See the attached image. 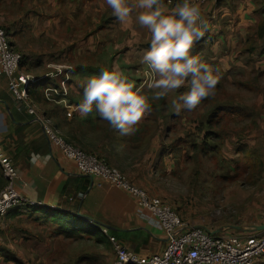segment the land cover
<instances>
[{
    "label": "crops",
    "instance_id": "0c3cea01",
    "mask_svg": "<svg viewBox=\"0 0 264 264\" xmlns=\"http://www.w3.org/2000/svg\"><path fill=\"white\" fill-rule=\"evenodd\" d=\"M24 1L5 0L4 29L12 45L25 37L30 23L31 31L37 27L38 34L49 35L66 29L72 31L71 25L81 27L79 31L87 36V41L81 44L87 54L83 63H78L77 46L67 41L65 43L71 49L69 55L74 58L73 62L66 60L65 53L28 52L22 55L17 75L35 78L30 85L29 98L37 112L49 117L74 144L104 157L134 183L163 198L184 160L194 154L200 155L195 152L194 144H202L206 137V130L198 131L199 126L204 124L199 114L205 111L206 103L201 101L195 109H182L177 113L172 100L187 90L184 87L167 97L151 100V108L135 126V132L128 136L119 135L95 111L81 115L78 105L82 99V84L104 69L111 70L113 66L151 96L152 90L141 84L140 76L134 71L135 67L143 66L140 59L148 48L151 34L136 24L135 14L121 25L105 0H101L100 5H95V0H83L78 10L74 9L77 0H68L65 5L70 13L66 15L69 18L66 20L60 19L56 13L60 0H37V12L30 3L24 6ZM41 3L44 4L43 9ZM176 5L165 3L169 11ZM49 7L53 10L52 15L48 13ZM200 7L209 27L194 45L193 52L219 70L220 79L211 98L223 93L226 80H231L233 75V89H245V107L250 112L254 111L255 123L246 126V133L252 127L254 142L262 138L259 146L264 154V0H205ZM13 14L17 16L9 18ZM83 15L87 16L85 23L78 20ZM46 17L49 26L43 23ZM95 32L102 34L96 44ZM58 58L59 61L56 60ZM253 61L255 64L245 80L237 76V70L248 69ZM258 68L261 77L255 75ZM9 81L6 74L0 75V154L11 160L18 171L16 189L43 203L42 207L27 210L28 213L35 211L46 220H28L40 225L37 232L32 233L33 239L27 232L17 235L12 226L15 220L10 219L17 217L18 214L14 213L20 209H11L1 222L0 264H18L20 257L32 258L27 260V264H52L56 257L74 255L72 250L63 251L61 245V241L66 239L61 231L63 225H68L67 215L85 220V226L95 224L101 234L106 228V236L116 238L126 249L139 256L161 252L167 238L156 218L142 209L126 191L111 183L99 184L96 179L80 174L74 162L47 139L38 115L28 112V102L16 99ZM5 184L6 177L0 165V191ZM59 214H64L60 215L63 218H57ZM240 224L259 225L260 221ZM221 228L222 225L212 230ZM51 229H54V234L49 232ZM233 230L237 229H223L216 234L252 233ZM18 243L21 252H16L14 248ZM110 245L112 247L111 241ZM260 263L264 264V258Z\"/></svg>",
    "mask_w": 264,
    "mask_h": 264
},
{
    "label": "rangeland",
    "instance_id": "374dc122",
    "mask_svg": "<svg viewBox=\"0 0 264 264\" xmlns=\"http://www.w3.org/2000/svg\"><path fill=\"white\" fill-rule=\"evenodd\" d=\"M67 1L60 0L59 9L56 12L60 19H69L66 17L70 13V9L65 5ZM77 2H74V9L78 10L82 7L83 0H77ZM94 2L95 5H100L101 0ZM27 3H30L34 11L37 12L38 7L35 6L37 0H25L24 6ZM41 6L43 9L44 4L41 3ZM48 13L50 15L53 13L50 7ZM14 16L17 14L9 16V18ZM20 19L25 20V18ZM86 19V15L78 17V20L83 23ZM46 21H49L48 18H43V23L49 26ZM68 21L70 22V20ZM0 27L6 29L5 0H0ZM69 27L72 28V31L57 30L47 35L45 33L38 34L37 27L31 31L30 23L29 31L26 32L25 37L17 40L13 47L22 55L28 54V52L65 53L66 60L73 62L74 58L69 55L71 49L65 42H74L73 46H77L78 63H83L86 61L87 54L81 44L87 41L86 33L79 31L81 27H72L71 25ZM110 33L112 36V32ZM93 36L94 44H96L102 34L95 32ZM111 36L106 38L107 41L111 39ZM30 48L31 50H29ZM59 58L56 60L59 61ZM254 64L255 62H250L248 69L240 67L242 69L237 70V76L245 80ZM138 67L143 80L142 71L145 65ZM255 75L262 76L260 69L255 72ZM226 81L227 86L222 90L223 93L217 94L216 97L222 102H227L226 105L238 104L245 107V89H233V75L231 80L227 79ZM247 125L249 126L250 123H222L221 143L214 146L217 150L207 153L206 158L196 154L189 159L186 158L181 169L175 172L168 193L163 198L158 196L169 203L187 225L201 224L212 230L221 225L228 229L230 225H242L240 223L256 222L257 220L260 221V224L264 223V154L262 147L259 146L262 138L255 143L251 136L252 127L249 128L248 134L246 133ZM27 210L16 211L14 215L18 214V216L10 220H15L12 226L17 235L27 232L33 239L31 235L37 232L40 225L34 224L35 221L31 223L28 220L46 219L41 214H35V211L28 213ZM233 231L237 232V230ZM49 232L54 234V229ZM61 245L63 251L72 250L75 254L61 258L56 257L52 264H72V262H76V264H114L115 262L113 248L105 243L97 242L94 237L87 234L63 239ZM14 248H16V252H21L19 243ZM28 259L32 258L20 257L18 264H27Z\"/></svg>",
    "mask_w": 264,
    "mask_h": 264
},
{
    "label": "clouds",
    "instance_id": "9594fccd",
    "mask_svg": "<svg viewBox=\"0 0 264 264\" xmlns=\"http://www.w3.org/2000/svg\"><path fill=\"white\" fill-rule=\"evenodd\" d=\"M117 21L124 25L134 15L136 24L151 34L140 62L152 90L146 95L141 87L113 66L93 75L82 84L78 111H95L121 136L132 135L142 116L151 108V100L167 97L184 87L187 90L172 100L177 113L191 111L214 94L219 82L217 68L194 54L197 41L209 27L197 0H179L169 11L165 0H105Z\"/></svg>",
    "mask_w": 264,
    "mask_h": 264
},
{
    "label": "built area",
    "instance_id": "2783aa9c",
    "mask_svg": "<svg viewBox=\"0 0 264 264\" xmlns=\"http://www.w3.org/2000/svg\"><path fill=\"white\" fill-rule=\"evenodd\" d=\"M179 0H165L177 4ZM199 4L205 0H197ZM21 53L16 51L6 30L0 27V75L9 77V86L19 101H26L27 110L38 115L47 139L76 165L82 175L96 179L99 184L106 182L126 191L142 208L147 210L164 229L167 238L165 248L158 253L139 256L116 238L109 236L115 253L114 264H261L264 258V230L250 234H212L204 226H188L179 213L162 198L152 195L135 184L119 168L111 165L104 157L88 152L66 139L46 115L39 114L29 98L30 85L35 82L31 75H17ZM143 72L142 85L149 81ZM0 165L6 177V184L0 191V231L1 222L13 208L34 209L43 203L31 199L16 189L18 171L13 162L0 154ZM104 234L107 229L103 228Z\"/></svg>",
    "mask_w": 264,
    "mask_h": 264
},
{
    "label": "trees",
    "instance_id": "16d2710c",
    "mask_svg": "<svg viewBox=\"0 0 264 264\" xmlns=\"http://www.w3.org/2000/svg\"><path fill=\"white\" fill-rule=\"evenodd\" d=\"M149 43H147V46H149ZM134 71L135 74H138L140 76V81L142 84V75L139 72V67H135ZM202 101L203 103H206V109L205 111L199 114V119L203 120L204 124H201L199 126L198 131L203 132V129L206 130V137L202 144L200 145L194 144L195 145L194 149H196L195 152H197V154L200 155L204 154L205 158L207 156V153L217 150V148L214 147L216 146V144L219 145L221 143L220 129L222 128V123L224 122H228V123L233 122L238 124L255 123L254 111L250 112L246 107L242 105H233V104L226 105L227 102L219 103L220 101L219 99L211 98V96L203 99ZM66 139L71 143H73L67 136ZM60 215H64V214L57 215V218L60 219L63 218ZM66 220H67L66 224L68 225H63L64 227L62 228L61 231L66 238H75L77 235L79 236V235L87 234L88 236L94 237L97 242H102L111 246L108 236H106L105 234H101L99 228L95 224H91L90 226H85L84 225L85 220H82L81 218L72 215H67ZM69 224H71L70 227Z\"/></svg>",
    "mask_w": 264,
    "mask_h": 264
},
{
    "label": "water",
    "instance_id": "95a60500",
    "mask_svg": "<svg viewBox=\"0 0 264 264\" xmlns=\"http://www.w3.org/2000/svg\"><path fill=\"white\" fill-rule=\"evenodd\" d=\"M87 219H90L88 217H86ZM93 223H97L96 220H92L90 219ZM229 228H232V229H237V230H240V231H250V232H257V231H263L264 230V223L263 224H259V225H249V226H240V225H230ZM223 229H226V228H221V229H218V230H215V231H210L208 230L210 233L212 234H216L218 232H220L221 230Z\"/></svg>",
    "mask_w": 264,
    "mask_h": 264
}]
</instances>
